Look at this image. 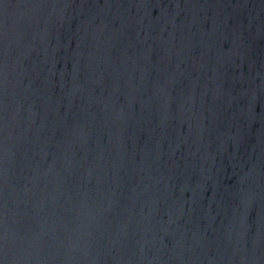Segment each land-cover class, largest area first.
I'll list each match as a JSON object with an SVG mask.
<instances>
[{
    "label": "water",
    "instance_id": "obj_1",
    "mask_svg": "<svg viewBox=\"0 0 264 264\" xmlns=\"http://www.w3.org/2000/svg\"><path fill=\"white\" fill-rule=\"evenodd\" d=\"M0 264H264V0H0Z\"/></svg>",
    "mask_w": 264,
    "mask_h": 264
}]
</instances>
